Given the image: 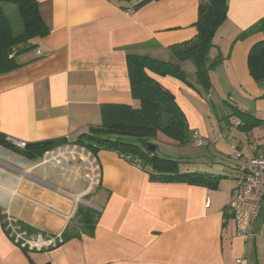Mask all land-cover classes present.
Listing matches in <instances>:
<instances>
[{
    "label": "crops",
    "instance_id": "crops-1",
    "mask_svg": "<svg viewBox=\"0 0 264 264\" xmlns=\"http://www.w3.org/2000/svg\"><path fill=\"white\" fill-rule=\"evenodd\" d=\"M141 1L38 0L49 34L31 41L36 47L18 57L20 67L0 75V131L25 143L73 141L102 124L104 104L138 106L127 64L128 54H136L182 67L195 86L149 73L174 92L190 129L208 138L205 114L184 92L204 98L195 65L171 49L196 36L201 0ZM228 2L210 50V59L222 62L210 70L208 97L228 90L220 83H237L252 98L246 110L264 125V81L256 82L248 67L251 46L264 38V0ZM253 123H241L245 132L225 136L224 145L247 157L264 154V132ZM218 144L222 140L217 150ZM67 149L77 158L48 159ZM220 153L227 158L188 171L222 178L219 160L229 161L226 183L213 187L154 180L150 167L110 149L92 154L68 144L31 159L0 144V264H238L240 257L264 264V218L254 220L249 236L241 235L230 213L239 162L233 152ZM79 206L100 213L94 236L82 233L54 249L26 252L4 228L8 215L48 233H79Z\"/></svg>",
    "mask_w": 264,
    "mask_h": 264
},
{
    "label": "trees",
    "instance_id": "trees-1",
    "mask_svg": "<svg viewBox=\"0 0 264 264\" xmlns=\"http://www.w3.org/2000/svg\"><path fill=\"white\" fill-rule=\"evenodd\" d=\"M153 1L144 0L139 3ZM6 4L15 5L23 23L21 33L14 31L12 22L6 12ZM228 0H201L198 8L196 36L180 44L171 46L173 54L180 61L191 60L195 65L197 83L205 90L211 89L210 70L216 67L221 58L211 60L209 53L214 45V38L219 27L228 16ZM49 34V27L42 18L38 0H0V75L9 73L22 65L18 57L36 47L31 41L44 38ZM127 64L131 83V95L138 101V106L108 103L102 106V124L91 127L89 132L80 134L75 140L60 137L37 142H26L25 147L17 146L5 133L0 131V144L21 152L24 156L35 159L46 153L66 146L77 144L92 154L101 149L117 151L137 161L147 169L154 180L168 182H187L191 184L211 185L216 187L221 176H213L200 172H177V162L158 156L156 151L151 153L145 147L146 141L164 139L184 145L190 138L188 119L178 104L174 92L149 71L161 76L171 75L184 81L188 86H194L188 75L179 64L163 62L147 56L128 54ZM248 67L256 82L264 81V38L256 41L250 48ZM244 113V112H243ZM249 114V113H248ZM244 126H251L249 121L242 122ZM143 139V142H140ZM81 223L79 233L70 230L62 232V242L48 249L59 247L69 239L82 233L94 236L100 213L94 209L79 206L76 212ZM22 231L29 235L35 233L46 234L28 223L17 221ZM4 228L9 237L23 250L20 241L12 234L9 221L4 217ZM49 264V263H47Z\"/></svg>",
    "mask_w": 264,
    "mask_h": 264
},
{
    "label": "rangeland",
    "instance_id": "rangeland-1",
    "mask_svg": "<svg viewBox=\"0 0 264 264\" xmlns=\"http://www.w3.org/2000/svg\"><path fill=\"white\" fill-rule=\"evenodd\" d=\"M6 12L12 22L14 31L16 33H21L23 29V23L17 12L16 6L6 4ZM190 62L193 63L192 61ZM218 85L219 87L225 86L228 90L223 91L222 89H220L221 92L215 91L210 97H208L209 92L202 88L201 90L204 94L203 99L195 98L189 94V91H184L186 93H184L186 97L191 99L192 103H194V105L197 107V110L205 114L209 137L204 139L205 142L203 145H198L195 142L193 138V130L191 129V140L184 145L178 144L173 141H167L169 139L164 140L162 138H159L155 140V143L158 145L156 149V153L158 154V156L175 160L177 162L176 171L179 173H185L189 170H198L202 167H211L215 165V157L226 159L227 157L225 158V156L220 152L229 156L231 152H234V149L232 150L231 147L227 144L226 146L224 145V143L228 141L226 140L225 136L233 138V135L236 132L244 133L245 130L241 127V123L244 122V120L249 121V124H252L255 121V119L251 117L250 114H248L249 110H246L250 109V107L252 108L253 101L252 98L244 95L246 93L244 87L241 89L239 88V84L234 82H225ZM261 123L262 122L255 121L253 124L255 125V128H258L256 131L264 132V125H261ZM217 140H222V144H218L219 149L222 150H217V147L215 145V143H217ZM67 150L68 152L65 153V156H68L69 158H77V152L74 153L73 150ZM227 163H229V161L219 160L220 169H223L221 170V172H224L223 177H225V175H229L228 173H226L227 171H229V169L225 168V165H227ZM231 165L232 164H229V167H231ZM223 177L220 179V181L224 182V180H227V177ZM261 217L264 218V213L261 215Z\"/></svg>",
    "mask_w": 264,
    "mask_h": 264
},
{
    "label": "built area",
    "instance_id": "built-area-1",
    "mask_svg": "<svg viewBox=\"0 0 264 264\" xmlns=\"http://www.w3.org/2000/svg\"><path fill=\"white\" fill-rule=\"evenodd\" d=\"M193 138L198 145H203L205 137L198 130L193 131ZM17 146L25 147V142H20L10 138ZM233 158L239 162L236 187L233 200L230 205V213L239 227L243 237L251 233V226L254 220L264 213V154H258L253 157H247L236 146H233ZM60 150L58 154H52L50 160L60 162V158L66 157ZM93 172V171H92ZM90 177L89 174H87ZM92 179L94 178L91 177ZM9 227L17 241L22 243L23 247L32 249H48L50 246H56L62 242V233L52 234L46 232L29 235L21 230L18 220L7 215ZM37 238V239H35ZM238 264H249L247 257L237 259Z\"/></svg>",
    "mask_w": 264,
    "mask_h": 264
},
{
    "label": "water",
    "instance_id": "water-1",
    "mask_svg": "<svg viewBox=\"0 0 264 264\" xmlns=\"http://www.w3.org/2000/svg\"><path fill=\"white\" fill-rule=\"evenodd\" d=\"M140 142H143V139H140ZM157 146L158 145L155 142H152V141H146L145 142V147L151 153H154L156 151Z\"/></svg>",
    "mask_w": 264,
    "mask_h": 264
}]
</instances>
